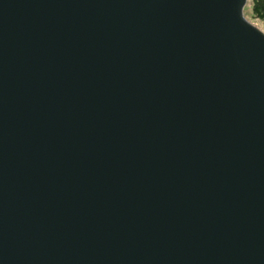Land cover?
I'll list each match as a JSON object with an SVG mask.
<instances>
[{
    "label": "water",
    "instance_id": "1",
    "mask_svg": "<svg viewBox=\"0 0 264 264\" xmlns=\"http://www.w3.org/2000/svg\"><path fill=\"white\" fill-rule=\"evenodd\" d=\"M247 1L0 0V264H264Z\"/></svg>",
    "mask_w": 264,
    "mask_h": 264
},
{
    "label": "trees",
    "instance_id": "2",
    "mask_svg": "<svg viewBox=\"0 0 264 264\" xmlns=\"http://www.w3.org/2000/svg\"><path fill=\"white\" fill-rule=\"evenodd\" d=\"M245 13L252 19L264 22V0H248Z\"/></svg>",
    "mask_w": 264,
    "mask_h": 264
},
{
    "label": "rangeland",
    "instance_id": "3",
    "mask_svg": "<svg viewBox=\"0 0 264 264\" xmlns=\"http://www.w3.org/2000/svg\"><path fill=\"white\" fill-rule=\"evenodd\" d=\"M247 4V3H246ZM247 15V14H246ZM248 16V15H247ZM249 17V16H248ZM251 18V17H249ZM252 19V18H251ZM258 26H260V28H262L264 30V22L262 21H258L256 19H252Z\"/></svg>",
    "mask_w": 264,
    "mask_h": 264
}]
</instances>
